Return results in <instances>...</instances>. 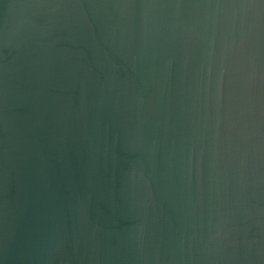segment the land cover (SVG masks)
<instances>
[{"label": "water", "instance_id": "obj_1", "mask_svg": "<svg viewBox=\"0 0 264 264\" xmlns=\"http://www.w3.org/2000/svg\"><path fill=\"white\" fill-rule=\"evenodd\" d=\"M0 264H264V0H0Z\"/></svg>", "mask_w": 264, "mask_h": 264}]
</instances>
